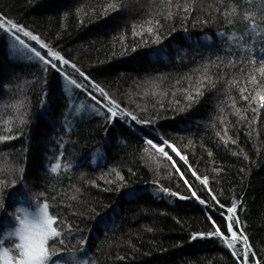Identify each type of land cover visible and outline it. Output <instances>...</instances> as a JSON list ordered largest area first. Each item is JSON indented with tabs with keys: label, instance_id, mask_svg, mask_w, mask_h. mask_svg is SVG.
<instances>
[{
	"label": "trees",
	"instance_id": "trees-1",
	"mask_svg": "<svg viewBox=\"0 0 264 264\" xmlns=\"http://www.w3.org/2000/svg\"><path fill=\"white\" fill-rule=\"evenodd\" d=\"M0 19L3 247L47 203L50 264H264V0H0Z\"/></svg>",
	"mask_w": 264,
	"mask_h": 264
},
{
	"label": "snow or ice",
	"instance_id": "snow-or-ice-1",
	"mask_svg": "<svg viewBox=\"0 0 264 264\" xmlns=\"http://www.w3.org/2000/svg\"><path fill=\"white\" fill-rule=\"evenodd\" d=\"M249 2H251V0H249ZM110 7L114 8L115 6L112 5ZM235 11L236 9L233 8L232 12L227 13V15H232ZM243 19L248 22L249 26L252 27L253 30H257L258 26L252 13H245ZM4 27L5 25L2 22V19H0V28ZM11 29H15L17 32L23 31L22 28H19L15 24H11ZM148 31L151 33L152 29L149 28ZM23 34L26 36L30 35L28 32H24ZM17 39H19V37H17ZM31 39L37 40V37L31 36ZM20 43L24 44V41L20 40ZM24 46L27 47V45ZM41 47H45V45L42 44ZM35 55L43 60L45 64L49 63V61L45 60L39 52H35ZM49 55H51L54 59L62 60V58L54 52H50ZM63 63L68 62L63 61ZM260 72L264 75V62L261 64ZM65 78L67 79V77ZM252 80L254 82L255 77H253ZM71 83L75 84L76 87H80V85L76 84L75 81H71ZM189 99H193V97L189 96ZM259 99L261 106H264V96H260ZM110 103L112 102L110 101ZM114 107L118 106L114 105ZM109 111L113 117L117 115L116 111L112 108H110ZM133 119H135V117H133ZM148 143L151 144L153 148H157V146L152 144L151 141H148ZM157 151L167 156V153L164 152L162 147L157 148ZM173 151H175L174 148ZM177 155H179V153H177ZM181 158L184 159V157ZM169 159H171V157H169ZM59 168L60 164L57 163L51 168V171L55 173ZM202 182L206 184L207 179L205 178ZM235 211L236 205L233 204V206L228 209V212L235 213ZM15 219L18 222V226L10 234V236L15 239L9 240V246L7 247H3L4 241L0 240V264H50L53 255L58 253L55 245H52L51 248L49 247V241L56 240L59 244H63L64 240L58 239L62 236V231L58 225L57 218L50 214L49 205L47 203H43L42 206H38L33 212L23 211L22 215H16ZM227 219L230 221L228 224V231L231 233V239L236 240L238 239L237 233L232 230L231 223L233 216L229 215ZM236 222L237 224L239 223L238 220ZM216 234L222 236L219 228H217ZM244 239L246 241V237H244ZM225 243L229 248L233 247L231 241L225 239ZM233 254L235 255L236 253Z\"/></svg>",
	"mask_w": 264,
	"mask_h": 264
},
{
	"label": "rangeland",
	"instance_id": "rangeland-1",
	"mask_svg": "<svg viewBox=\"0 0 264 264\" xmlns=\"http://www.w3.org/2000/svg\"><path fill=\"white\" fill-rule=\"evenodd\" d=\"M19 42H20V40H19ZM17 48V47H16ZM16 50V49H15Z\"/></svg>",
	"mask_w": 264,
	"mask_h": 264
}]
</instances>
